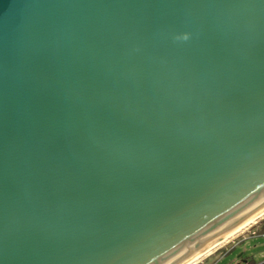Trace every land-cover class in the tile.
<instances>
[{
	"label": "water",
	"instance_id": "1",
	"mask_svg": "<svg viewBox=\"0 0 264 264\" xmlns=\"http://www.w3.org/2000/svg\"><path fill=\"white\" fill-rule=\"evenodd\" d=\"M264 210V0H0V264H182Z\"/></svg>",
	"mask_w": 264,
	"mask_h": 264
},
{
	"label": "rangeland",
	"instance_id": "2",
	"mask_svg": "<svg viewBox=\"0 0 264 264\" xmlns=\"http://www.w3.org/2000/svg\"><path fill=\"white\" fill-rule=\"evenodd\" d=\"M264 226V216L238 236L213 250L195 264H243L246 260L264 261V235L258 234ZM254 256V259L251 257Z\"/></svg>",
	"mask_w": 264,
	"mask_h": 264
},
{
	"label": "bare ground",
	"instance_id": "3",
	"mask_svg": "<svg viewBox=\"0 0 264 264\" xmlns=\"http://www.w3.org/2000/svg\"><path fill=\"white\" fill-rule=\"evenodd\" d=\"M264 216V210H262L259 214H257L255 217L249 219L247 222L230 232L226 237L218 239L212 246L200 251L198 254L194 255L190 259H188L186 262L182 264H195L198 262L200 259L204 258L207 256L210 252L213 250L223 246L236 236H238L240 233H242L245 229L249 228L252 226L255 222H257L259 219H261Z\"/></svg>",
	"mask_w": 264,
	"mask_h": 264
},
{
	"label": "trees",
	"instance_id": "4",
	"mask_svg": "<svg viewBox=\"0 0 264 264\" xmlns=\"http://www.w3.org/2000/svg\"><path fill=\"white\" fill-rule=\"evenodd\" d=\"M258 234L264 235V226H262L259 229ZM245 264H264V261L261 262V263H258V262H254L253 260H246V263Z\"/></svg>",
	"mask_w": 264,
	"mask_h": 264
},
{
	"label": "crops",
	"instance_id": "5",
	"mask_svg": "<svg viewBox=\"0 0 264 264\" xmlns=\"http://www.w3.org/2000/svg\"><path fill=\"white\" fill-rule=\"evenodd\" d=\"M260 254H264V253H260ZM253 259H254V256H251ZM246 261L243 262V264H245ZM202 264H205V263H202Z\"/></svg>",
	"mask_w": 264,
	"mask_h": 264
}]
</instances>
